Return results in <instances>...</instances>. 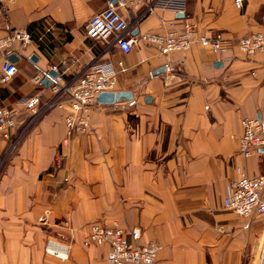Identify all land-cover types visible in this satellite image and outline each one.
Instances as JSON below:
<instances>
[{
  "label": "crops",
  "instance_id": "crops-1",
  "mask_svg": "<svg viewBox=\"0 0 264 264\" xmlns=\"http://www.w3.org/2000/svg\"><path fill=\"white\" fill-rule=\"evenodd\" d=\"M107 1L0 7V34L23 28L32 39L15 50L17 73L7 81L0 60V107L16 120L10 138H0V264H107V244H84L92 223L117 224L128 240L137 228V243L158 244L154 264H264L262 216H239L223 202L237 168L264 176V146L248 158L238 150L244 117L264 127V51L246 55L237 45L264 31V0H244L239 9L234 0H186L181 12L150 14L116 7L135 38L159 30L161 17L220 33L218 55L199 44L163 55L139 39L123 52L88 38L86 21ZM118 61L116 90L132 99L91 107L87 133L68 136L67 103L32 121L24 101L49 102V70L65 82ZM48 239L67 246L66 258L45 252Z\"/></svg>",
  "mask_w": 264,
  "mask_h": 264
},
{
  "label": "built area",
  "instance_id": "built-area-1",
  "mask_svg": "<svg viewBox=\"0 0 264 264\" xmlns=\"http://www.w3.org/2000/svg\"><path fill=\"white\" fill-rule=\"evenodd\" d=\"M16 0H0V7L14 3ZM244 0H234V6L239 9ZM186 0H108L106 7L88 18L84 26L85 35L94 40H101L117 46L123 52H128L134 42L139 39L152 45L159 54L168 55L175 51H184L194 44L205 47L214 54H221L225 48V39L220 33L199 31L187 19H159V30L145 32L138 38L130 34V25L117 11V6H141L143 13L150 14L156 9L183 11ZM30 33L23 28L12 29L0 34V60L2 66L1 81H7L17 73V67L9 59L15 50L26 48L31 43ZM238 49L252 55L264 51V31L252 32L241 36L237 41ZM114 68L110 62L97 63L87 67L79 74L67 81H62V74L56 73L50 83L53 96L49 102L39 108L33 101L26 99L31 111L32 121L45 110L53 106L67 103L69 111L64 116L68 136L87 133L90 127L89 110L97 104L96 98L102 91H115L118 67ZM164 68L175 73L176 68L169 62ZM123 70V68H121ZM35 83H41V74L33 77ZM30 101V102H29ZM16 120L11 110L0 107V138L9 139ZM242 133L239 137L238 150L248 158L264 146V127L256 117H244L241 120ZM237 177L230 181L228 191L224 197L225 208L242 217L260 215L264 223V176L249 175L240 168L236 169ZM139 230L134 228L130 232V240L124 235L123 229L117 225L110 226L92 223L84 244H107V264H154L157 258L158 244L149 241L145 244L137 243ZM46 253L59 258H66L67 246L48 239L44 247Z\"/></svg>",
  "mask_w": 264,
  "mask_h": 264
},
{
  "label": "water",
  "instance_id": "water-1",
  "mask_svg": "<svg viewBox=\"0 0 264 264\" xmlns=\"http://www.w3.org/2000/svg\"><path fill=\"white\" fill-rule=\"evenodd\" d=\"M114 2V0H112ZM9 59L14 61L16 55L14 53L10 54ZM35 56H31V60L36 61ZM55 70H49L48 75L54 77L56 75ZM50 83V78L45 77L42 80L43 85H48ZM132 99V93L127 90H115V91H102L98 94L96 101L99 104H114L119 101H126ZM149 101V100H148Z\"/></svg>",
  "mask_w": 264,
  "mask_h": 264
}]
</instances>
